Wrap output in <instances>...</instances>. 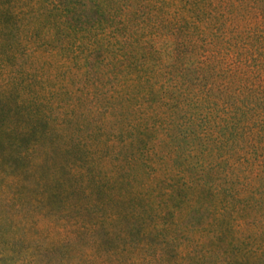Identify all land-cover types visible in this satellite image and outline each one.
I'll list each match as a JSON object with an SVG mask.
<instances>
[{
    "label": "trees",
    "instance_id": "16d2710c",
    "mask_svg": "<svg viewBox=\"0 0 264 264\" xmlns=\"http://www.w3.org/2000/svg\"><path fill=\"white\" fill-rule=\"evenodd\" d=\"M0 76V255L264 264V0H0Z\"/></svg>",
    "mask_w": 264,
    "mask_h": 264
},
{
    "label": "rangeland",
    "instance_id": "374dc122",
    "mask_svg": "<svg viewBox=\"0 0 264 264\" xmlns=\"http://www.w3.org/2000/svg\"><path fill=\"white\" fill-rule=\"evenodd\" d=\"M2 76H0V79ZM119 121V119H118ZM106 124L112 125L111 122H108L104 120L101 123V126H105ZM115 145H120L121 142L116 138L115 142L113 143ZM39 211L34 209L32 212H30V215L34 218V215H38ZM31 219V217H29ZM49 216L40 217L38 220V223L41 224V226L44 228L41 231H38L37 234L34 236V238H19L18 245L20 250L22 251V254H9L7 255H0V264H54L56 261L58 251H61L64 249L63 245L68 244V238H65V241H62L64 238H48L46 237V233L48 232L51 234V236H55L58 234V236H64L65 231H63L62 228H58L60 225L57 224V222L54 219H51ZM57 225V226H56ZM41 227V228H42ZM51 228V229H50ZM11 239V238H9ZM18 239V238H15ZM72 239L70 246H78L79 245V239L78 238H69ZM51 244L54 247L57 248V250L54 251H47L48 245ZM96 249L91 246L86 252H70L67 254V256L63 257L62 264H118L119 255H111L110 257H101L96 256L99 255L98 252L95 251ZM57 251V252H56ZM52 252H55L51 254ZM87 254V255H86ZM89 256H93L92 258H89ZM88 260V261H87ZM50 262V263H49ZM121 263V262H119ZM124 264V263H123Z\"/></svg>",
    "mask_w": 264,
    "mask_h": 264
}]
</instances>
